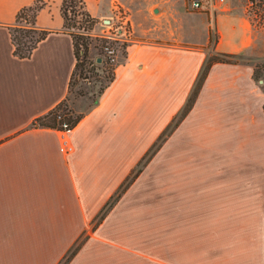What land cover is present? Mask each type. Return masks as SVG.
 <instances>
[{"label":"crops","instance_id":"1","mask_svg":"<svg viewBox=\"0 0 264 264\" xmlns=\"http://www.w3.org/2000/svg\"><path fill=\"white\" fill-rule=\"evenodd\" d=\"M33 1L0 0V264H59L128 173V145L141 144L133 133H142L143 144L154 138L185 104L205 62L204 53L175 38L132 41L76 126H35L68 94L76 57L62 0H42L35 25L46 36L29 57L14 54L10 29ZM84 3L103 35L111 25L99 24L110 23L116 6L128 18V0ZM154 5L142 9L155 12ZM201 27L176 30L195 34ZM214 27L216 51L233 54L248 45L244 17L217 13ZM263 106L252 67L212 63L186 116L191 124L203 108L206 195L217 196L208 197L206 217L113 218L122 195L65 264H264ZM63 135L73 146L67 154L60 151Z\"/></svg>","mask_w":264,"mask_h":264},{"label":"rangeland","instance_id":"2","mask_svg":"<svg viewBox=\"0 0 264 264\" xmlns=\"http://www.w3.org/2000/svg\"><path fill=\"white\" fill-rule=\"evenodd\" d=\"M150 3L155 4L158 12L150 9L143 11L144 5L148 6ZM114 9L116 11V7ZM222 12L244 17L247 21L248 45L230 57L215 49L219 35L215 31L214 20L216 14ZM123 16L125 13L119 14L116 11V14H112L110 23L100 22V28L111 25L107 35H103L100 29L89 30L84 38L88 48L87 61L95 58L97 61L99 57L104 61V65L110 66L114 71L115 66L124 59L127 45L132 41L171 43L175 38L181 45L191 46L204 53L205 61L210 58H224L252 67L255 81L264 92V0H224L221 4L202 11L189 9L186 0H128V18ZM21 23L24 24V21ZM187 23L198 28L202 24L203 27L199 31L196 30L195 34L183 28L176 30L180 25ZM206 26L209 28V36L205 40L201 34L202 30L203 33L207 31ZM115 28H120L126 33L116 36ZM72 30L78 29L74 27ZM16 31L12 28V33L15 34ZM110 34L113 38L108 39L106 43L115 48L114 64L107 63L104 54L106 43L102 46L101 41V37ZM188 38L196 41V44L181 42ZM106 72L95 74L85 63L82 72H76L72 80L73 85L66 96L65 106L62 107L71 110L73 114L85 112L92 105L98 89L106 83ZM183 107L184 104L174 114L175 118L172 120L173 116L148 143L143 144L141 132L133 133L132 138L141 144L128 145L126 176H136L131 179L129 185L125 182L127 187L121 192L122 202L115 209L113 218L137 222L206 217L205 203L208 197L209 201L214 202L217 196L206 195L203 108L197 112L193 123L190 124L188 117L186 118L189 111L184 114ZM215 164L220 169V163ZM138 168H141V171L136 173Z\"/></svg>","mask_w":264,"mask_h":264},{"label":"trees","instance_id":"3","mask_svg":"<svg viewBox=\"0 0 264 264\" xmlns=\"http://www.w3.org/2000/svg\"><path fill=\"white\" fill-rule=\"evenodd\" d=\"M44 6H45L44 1L34 0L31 4L21 7L16 13L15 25L12 28H14V30L17 31L14 34L12 33V28L10 29L11 40L14 46L13 52L16 56L20 58L29 57L32 50L36 47L37 43L46 36L47 31L38 29L35 25L36 15L38 11ZM60 10L64 20V27L72 35L73 44H74V54L76 57V63L70 78L68 91L73 85L72 80L74 79L76 72L78 70L82 72L85 63L88 65V69L95 74L100 75L101 73H105V71H107L106 72L107 75L104 76L106 79V83L102 84V86L98 89L96 97L93 98L92 100L93 101L92 105L85 112H81L79 114H73L71 110L63 108L62 106H65V101H66V97H65L52 109L42 114L41 116L35 118L33 122L35 126L55 128L57 130H66V129H72L74 126H76V124L85 115V113L96 105V103L98 102L100 96L102 95L106 87L114 79V71L113 68H111L110 66L104 65L103 60L101 62H97L96 58L92 61L86 60L88 54V48H87V42L84 41V38L89 32V30L93 28L95 24V19L91 17L87 12V10L85 9L84 0H62L60 4ZM22 21H24V24L21 23ZM74 27H77L78 30L77 31L72 30ZM101 41L103 44L102 46H104L105 43L108 41V39L106 37H101ZM223 55L230 57L234 54L223 53ZM216 61L232 62L231 60L224 58H217V59L210 58L204 62L202 68L198 73L195 84L184 104L183 107L184 114H186L191 109L210 65ZM253 77L256 79L254 73H253ZM174 118L175 116L172 118V120ZM160 137L161 135L158 136V139ZM140 171L141 168H138L136 170V173ZM135 176L136 174L133 175V177ZM128 177L129 175L126 176V178L120 184L118 189L105 202L102 208L98 211V213L89 223L88 228L82 231V233L73 243L71 248L62 257L59 264H65L70 259V257L74 254V252L79 248L83 236L87 235L89 231L94 230L96 226L106 216L108 211L111 209V207L120 197L123 189L127 187L125 185V182H127L128 185L131 183V179L133 177L131 178Z\"/></svg>","mask_w":264,"mask_h":264},{"label":"built area","instance_id":"4","mask_svg":"<svg viewBox=\"0 0 264 264\" xmlns=\"http://www.w3.org/2000/svg\"><path fill=\"white\" fill-rule=\"evenodd\" d=\"M224 0H186L189 9H191L192 11H202L205 9H208V7H215L216 4H221ZM116 11L119 14H123L121 11V7L116 6ZM124 33H126L125 31H123L120 28H115L114 29V35L116 36H120V35H124ZM107 39H112L113 36L110 34L108 36H105ZM115 48L110 45L109 43H106V45L104 46V54L106 55L107 58V62L110 64H114L115 63ZM102 60V59H101ZM70 129H66V130H62V131H68ZM73 146L72 143L70 142V140L65 137L64 135L62 136V140H61V144H60V151L67 154L70 151H72Z\"/></svg>","mask_w":264,"mask_h":264},{"label":"water","instance_id":"5","mask_svg":"<svg viewBox=\"0 0 264 264\" xmlns=\"http://www.w3.org/2000/svg\"><path fill=\"white\" fill-rule=\"evenodd\" d=\"M154 11L156 12L157 11V8L154 9ZM101 61V58H97V62H100Z\"/></svg>","mask_w":264,"mask_h":264}]
</instances>
